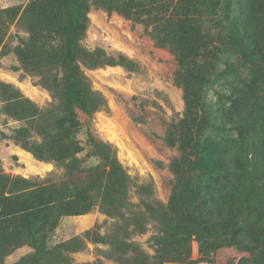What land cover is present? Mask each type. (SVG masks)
<instances>
[{
    "label": "trees",
    "instance_id": "1",
    "mask_svg": "<svg viewBox=\"0 0 264 264\" xmlns=\"http://www.w3.org/2000/svg\"><path fill=\"white\" fill-rule=\"evenodd\" d=\"M213 1L33 0L26 16L35 17L37 22L33 26L28 22L30 37L17 53L25 69L41 75V84L55 105L52 111H40L18 89L6 84H0V97L5 104L3 113L25 123L15 140L39 160L56 162L65 175L59 183L30 185L7 177L0 164V264L23 245H30L34 253L19 264H73L71 256L81 252L87 242H106L94 229L82 237L50 245V237L65 217L97 210L117 220L120 235L132 228L148 229L150 219L128 208L125 192L130 179L113 146L91 138L88 154L99 164L85 166L78 158L85 151L77 138L82 127L79 111L93 116L108 108L82 70V65L92 70L111 62L100 50L81 45L93 6L143 24L156 46L168 48L179 66L174 80L184 92L186 107L183 117L168 126L165 136L166 144L179 152L172 163L176 187L162 214L165 223L158 231L196 240L201 253L209 256L223 247L248 250L230 239L237 233L236 223L245 216V193L231 182L244 170L249 155L259 151L255 120L246 116L244 104L262 102L257 81L264 64L262 38L248 26V20L254 23L252 17L264 18V0L249 9L239 0L233 10L234 0H223V14L214 12L209 4ZM4 14L0 12V18ZM230 53L250 65V83L238 100H231L228 110L226 105L206 106L202 98L206 65L215 56L226 74ZM34 131L40 142L31 140ZM254 180L264 181V172ZM182 224L189 226L177 230ZM260 249L257 244L251 252L257 255Z\"/></svg>",
    "mask_w": 264,
    "mask_h": 264
},
{
    "label": "rangeland",
    "instance_id": "2",
    "mask_svg": "<svg viewBox=\"0 0 264 264\" xmlns=\"http://www.w3.org/2000/svg\"><path fill=\"white\" fill-rule=\"evenodd\" d=\"M238 1L234 0L232 6ZM256 1L241 3L249 9ZM32 3L33 0H0V12L5 13L0 18V84L14 86L40 111L46 112L52 111L55 101L41 84V75L25 69L17 53L30 37L28 22L31 21L32 26L37 22L35 17L26 16ZM209 4L215 8L214 12L223 14V0ZM88 18L82 47L100 50L111 62L92 70L82 65V70L91 80L93 89L104 97L108 108L93 116L79 111L82 127L77 138L85 151L78 158L85 161V166H97V159L88 154L87 141L93 138L111 144L130 179L125 192L128 208L145 214L150 223L147 230L132 228L120 239L123 235H120L117 220L95 210L90 214L63 218L49 244L82 237L88 230L95 229L106 242H87L81 252L71 256L73 264H264V181L254 180L264 172V112L260 113L264 109V64L257 79L262 89V102L244 104L246 116L255 120L259 151L249 155L244 170L231 182L232 187L245 193V216L238 225L236 223L237 233L230 239L248 250L223 247L209 256L201 253V245L196 240L175 238L158 231L165 223L162 214L174 197L176 176L172 163L179 156L177 148L166 144L165 136L168 126L183 117L186 107L184 92L174 80L179 67L175 57L168 48L156 46L143 24L117 12L93 6ZM252 18L255 24L249 19L248 26L261 36L264 55V18ZM226 58L231 60L226 74L222 73L225 68L218 63L217 57L212 56L207 63L202 98L206 106L226 105L228 110L232 106L231 100L240 98L251 76L250 65L243 61L244 58L239 61L234 53L227 54ZM4 106L0 97V164L3 173L12 180H25L30 185L61 182L65 175L61 166L54 161L39 160L15 140L16 132L25 123L4 114ZM31 140L40 142L35 131ZM227 153L231 159L233 156ZM188 226L182 224L176 229L184 230ZM138 232L143 234H136ZM257 244L261 249L253 255L251 250ZM33 253L30 245H23L7 256L4 264H19Z\"/></svg>",
    "mask_w": 264,
    "mask_h": 264
}]
</instances>
